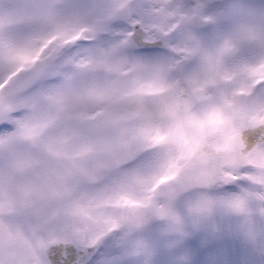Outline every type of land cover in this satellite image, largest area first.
Here are the masks:
<instances>
[{"label":"snow or ice","instance_id":"obj_1","mask_svg":"<svg viewBox=\"0 0 264 264\" xmlns=\"http://www.w3.org/2000/svg\"><path fill=\"white\" fill-rule=\"evenodd\" d=\"M0 264H264V0H0Z\"/></svg>","mask_w":264,"mask_h":264}]
</instances>
